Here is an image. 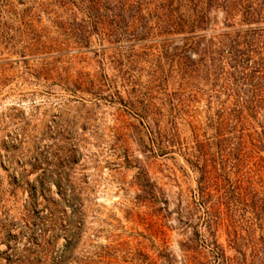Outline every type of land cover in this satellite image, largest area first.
<instances>
[{
  "label": "rangeland",
  "instance_id": "rangeland-1",
  "mask_svg": "<svg viewBox=\"0 0 264 264\" xmlns=\"http://www.w3.org/2000/svg\"><path fill=\"white\" fill-rule=\"evenodd\" d=\"M67 1L0 0V264H238L239 251L264 264V75L239 116L226 65L186 79L161 61L152 84L154 40L136 62L95 35L80 49ZM212 18L206 40L222 29ZM148 87L166 154L124 107ZM198 145L219 174L207 203L219 260L199 241Z\"/></svg>",
  "mask_w": 264,
  "mask_h": 264
},
{
  "label": "trees",
  "instance_id": "trees-1",
  "mask_svg": "<svg viewBox=\"0 0 264 264\" xmlns=\"http://www.w3.org/2000/svg\"><path fill=\"white\" fill-rule=\"evenodd\" d=\"M67 3L81 14L80 19L75 17L67 27L78 48L86 47L95 35L100 44L126 45L130 60L136 62L139 55L134 47L154 40L159 60L152 72V84L159 83L164 76L161 61L175 62L178 72L186 79L213 72L218 75L226 65L232 87H238V116L243 110L254 108L255 80L258 75H264V29L260 27L264 22V0H68ZM219 12L222 29L206 40L205 31L216 23L212 14L217 16ZM175 42L180 43L174 46ZM132 84L128 95L137 92L136 84ZM89 86L80 88L97 95L92 82ZM151 93L148 87L140 100L130 97L124 107L148 136L151 151L166 154L170 139L158 127L156 117L160 111L152 105ZM191 157L190 163L198 174L196 202L205 210L203 223L210 235L199 239L200 246L219 260L223 258L222 249L213 238L212 214L207 206L209 189L219 174L199 145ZM240 238L238 234V241ZM238 254V264H245L244 254L240 251Z\"/></svg>",
  "mask_w": 264,
  "mask_h": 264
}]
</instances>
